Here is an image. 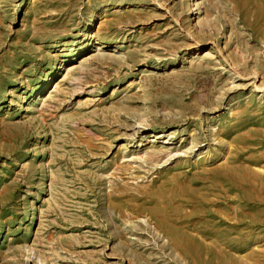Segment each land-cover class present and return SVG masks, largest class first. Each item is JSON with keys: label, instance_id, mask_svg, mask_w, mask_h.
<instances>
[{"label": "rangeland", "instance_id": "1", "mask_svg": "<svg viewBox=\"0 0 264 264\" xmlns=\"http://www.w3.org/2000/svg\"><path fill=\"white\" fill-rule=\"evenodd\" d=\"M0 264H264V0H0Z\"/></svg>", "mask_w": 264, "mask_h": 264}, {"label": "bare ground", "instance_id": "2", "mask_svg": "<svg viewBox=\"0 0 264 264\" xmlns=\"http://www.w3.org/2000/svg\"><path fill=\"white\" fill-rule=\"evenodd\" d=\"M195 3L196 2H194V5H195ZM22 5H25V3L22 2L21 6ZM234 76H235V74H232V77H234ZM236 88H239V86H236ZM154 135L155 136L153 137V140H156V139L159 140L162 138L161 133H155ZM216 135L213 131L211 136L214 137V139H212V141L215 143L218 141L219 143L218 142L217 143L220 144L222 147L220 150L219 149L215 150V151L213 150V152L204 151V152L198 153V151L202 150L201 143H200V141H197L194 139H192L188 145H186L182 148H178L177 146L174 148L167 146V144L169 142L166 140L163 143L162 147L161 146L159 148L155 147L153 150H150L148 148L149 150H146L142 156H137L135 152L132 154H130L128 152H124L123 159H126L127 160L126 162H128L129 164L141 163V165L144 168H150V165H151V166H153V167H151V170H154L157 167H160L161 164H165V165L173 164L175 161L180 160V159L181 160L182 159H189V158L191 160L195 159L194 163L199 164V165H200V163L201 164L203 163V165H204L205 163L206 164H209V163L212 164V163H215V162L217 163V162L222 161V160L223 161L228 160L230 150L226 149V145L229 143L224 138L222 139L223 141L219 140L216 137ZM197 149H198V151H197ZM235 153H237V160H238V158H241V156H240L241 151H240L239 145L236 148ZM235 164L236 163H234L233 165L227 166L225 168V170H228V172H233L234 171L233 167L235 166ZM239 164H240V162H239ZM245 175H246V173L242 172L241 169H239L237 171V173H236V185L238 186V188L244 187ZM190 252H191V250H190ZM195 255H197V254L195 253ZM198 256H199V254H198Z\"/></svg>", "mask_w": 264, "mask_h": 264}]
</instances>
